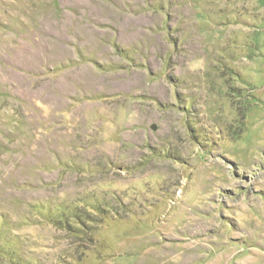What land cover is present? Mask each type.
Segmentation results:
<instances>
[{
  "label": "rangeland",
  "instance_id": "obj_1",
  "mask_svg": "<svg viewBox=\"0 0 264 264\" xmlns=\"http://www.w3.org/2000/svg\"><path fill=\"white\" fill-rule=\"evenodd\" d=\"M0 264H264V0H0Z\"/></svg>",
  "mask_w": 264,
  "mask_h": 264
},
{
  "label": "trees",
  "instance_id": "obj_2",
  "mask_svg": "<svg viewBox=\"0 0 264 264\" xmlns=\"http://www.w3.org/2000/svg\"><path fill=\"white\" fill-rule=\"evenodd\" d=\"M65 224H66V226H65V227H67V222H66ZM63 226H64V224H63Z\"/></svg>",
  "mask_w": 264,
  "mask_h": 264
},
{
  "label": "water",
  "instance_id": "obj_3",
  "mask_svg": "<svg viewBox=\"0 0 264 264\" xmlns=\"http://www.w3.org/2000/svg\"><path fill=\"white\" fill-rule=\"evenodd\" d=\"M154 129H156V126H153Z\"/></svg>",
  "mask_w": 264,
  "mask_h": 264
}]
</instances>
